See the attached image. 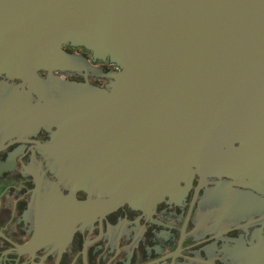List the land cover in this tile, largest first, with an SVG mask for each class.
<instances>
[{
	"label": "water",
	"instance_id": "1",
	"mask_svg": "<svg viewBox=\"0 0 264 264\" xmlns=\"http://www.w3.org/2000/svg\"><path fill=\"white\" fill-rule=\"evenodd\" d=\"M67 44L118 71L49 152L117 181L112 203L177 202L264 130V0H0V76L40 92Z\"/></svg>",
	"mask_w": 264,
	"mask_h": 264
},
{
	"label": "flooded vegetation",
	"instance_id": "2",
	"mask_svg": "<svg viewBox=\"0 0 264 264\" xmlns=\"http://www.w3.org/2000/svg\"><path fill=\"white\" fill-rule=\"evenodd\" d=\"M62 51V70L38 72L40 92L0 76V264H264V130L245 131L222 170L193 172L177 202L112 203L117 181L77 179L80 163L49 150L76 140L66 120L118 68Z\"/></svg>",
	"mask_w": 264,
	"mask_h": 264
}]
</instances>
